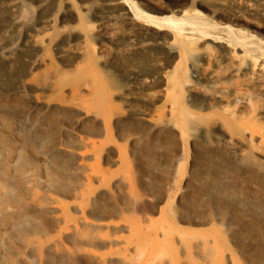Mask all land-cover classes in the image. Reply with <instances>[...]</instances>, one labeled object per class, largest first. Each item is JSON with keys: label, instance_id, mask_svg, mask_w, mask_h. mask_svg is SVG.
<instances>
[{"label": "bare ground", "instance_id": "6f19581e", "mask_svg": "<svg viewBox=\"0 0 264 264\" xmlns=\"http://www.w3.org/2000/svg\"><path fill=\"white\" fill-rule=\"evenodd\" d=\"M56 1L57 5H61L58 9L62 14L61 22L66 15L72 14L76 24L72 27L61 25L51 37H31L29 44L31 49L38 52L52 47L58 58L66 55L69 47H75L74 55L67 64L70 68L60 69L44 56L34 59L37 65L43 66L41 75L49 81L43 86L32 81L22 83L30 92V104L23 114L25 122L15 128L14 138L8 137L11 128L4 119V113L14 106L0 107V264H17L11 260L16 243L24 245L43 264H90L89 260L95 264H230V257L223 251L221 253L217 241L204 235V232L199 231L195 235L189 230H171L165 221L164 225L159 222L154 223L155 226L147 225L144 217L136 214L145 205L146 198L136 192V180L126 150L121 154L117 149V157L111 162L121 169L117 168L119 171L114 176L106 178L102 174H95L87 160L97 156L106 160L107 154H103L112 147L102 144L98 152L80 153L63 145L50 148L45 131L54 121L69 116L79 133L108 138L114 128L131 121L136 130L124 135L126 144L132 146L141 141L143 128L140 127L143 125L149 134L173 132L182 154L179 120L186 124L188 141L193 142L201 135L209 147L223 146L235 152L238 159H252L254 162V155L257 154L264 165V145H259L264 140V126L256 132L251 131L222 106L224 101L221 97L207 95L194 81L180 83L176 78V69L181 61L193 78L204 82H228L248 73L255 75L256 79L264 77L263 66L253 59L242 58L233 48L226 49L221 40L202 36L192 39L182 49L176 36L171 33L175 26L173 14L180 13L186 5L196 14L199 13L198 9L208 12L206 16L218 23L224 20L237 22L239 18L236 15H223L218 5H208L206 0H168L167 4H159L157 0H140L144 10L150 13H170V16L162 18L147 16L154 31L136 25L123 0H104V6L112 12L105 14L112 17L109 31L114 33V24L119 18L129 26L130 32L126 43L113 49L99 46L95 50L93 39L95 35L99 36L101 24L95 27L83 22V15L76 10L72 0ZM1 4L8 11L10 28L24 24L21 0H2ZM83 7L91 12L98 5L89 0ZM46 23L52 28L54 21L47 20ZM106 35L110 41L115 37L111 33ZM14 50L16 48L6 50L0 47V60H8ZM155 50L163 51L169 69L157 76L145 75L142 65ZM218 52L223 56L221 59L230 65L224 72L216 74L208 66L215 64ZM175 59L177 61L172 65ZM111 69L125 76L136 91L143 86L149 87L154 81L158 82L155 87L158 89L159 105L153 108L151 116L138 107L148 103L146 95L129 88L116 92L108 87ZM70 74H84L87 81L73 89L57 85ZM52 79L54 82L50 83ZM18 90L16 88L15 92L19 93ZM183 90L186 97L192 98L190 101L195 108L211 109L219 103L213 114L216 118L214 123L198 120L197 115L178 105L177 92ZM198 93L203 94L200 100L195 99L197 95L194 94ZM67 161H73L75 165L69 167ZM187 161L192 170L190 155ZM206 175L204 177H209ZM190 180L191 171H188L182 179L183 187L179 195H174L173 201L168 204L170 211L172 209L170 215L173 214L180 221L193 220L192 213L198 210L199 215L194 221L202 220L197 223L204 225L211 222L206 214L203 215L209 202L208 195H189ZM66 184L72 187L67 192L68 196L75 199L70 203L58 199ZM78 185L82 187L79 192L75 190ZM226 198H230L232 203L235 197ZM247 204L248 207L252 206V209H246L245 215L250 227L249 240L254 242L259 257L255 261L262 260L264 203ZM112 216L117 220H106ZM215 216L214 219L222 223L225 231L231 230L222 214ZM47 227L58 228L57 235L39 242L38 238L44 235ZM102 232L113 234L105 235ZM114 233L120 235L114 236ZM64 243L69 246H64ZM105 248H109L105 253L91 250Z\"/></svg>", "mask_w": 264, "mask_h": 264}, {"label": "rangeland", "instance_id": "374dc122", "mask_svg": "<svg viewBox=\"0 0 264 264\" xmlns=\"http://www.w3.org/2000/svg\"><path fill=\"white\" fill-rule=\"evenodd\" d=\"M1 1L0 47H4L6 50L16 48V50L9 55L8 60H0V107L14 106L11 111L4 113L5 122L11 128L8 137L14 138L16 134L15 128L25 122L23 114L30 104V92L22 86V83L32 81L34 84L43 86L49 81L41 75L43 66L37 65L34 59L41 56L48 57L52 60L53 65H57L58 68L69 69L68 61L73 57L75 51V47L71 46L67 49L68 53L66 55L58 58L56 51L52 47H45L43 51L39 52L31 49L30 38L34 36L51 37L56 34L61 25L72 27L76 22L72 14L66 15L64 21L61 22L62 14L58 12L61 5L59 3L57 5L56 0H21L24 24L20 27L10 28L8 11L1 4ZM87 1L89 0H72L76 10L83 15V22L94 24L95 27L101 24L99 36L95 35L93 39L94 49L98 50L97 47L99 46L113 49L115 46L127 41V36L130 32L129 26L119 18L114 24V33L110 32V26L112 25L110 19L112 17L111 15L109 17L108 15L105 16V14L112 12L106 9L104 0H91L98 5V8L91 12L86 11L83 7ZM123 1L134 16V23L149 30L155 31L150 25V21L147 20V16L157 18L170 16V13H150L144 10L140 0ZM157 1L159 4L168 3V0ZM262 1L206 0L208 5H218L223 15H236L239 19L237 22L232 23L228 20L218 23L210 19L208 15L206 16L208 12L198 9L199 13L196 14L186 5L181 9L180 13L173 14L175 18L173 24L175 26L171 33L176 36L182 49H185L192 39H199L202 36L211 37L212 39L221 40L226 49L233 48L242 58L253 59L264 68V1ZM47 20L54 21L52 28L47 25ZM6 29H8L7 33L5 32ZM104 30H106V33L115 34L114 39L110 41ZM217 54L215 64H211L212 61L209 63L211 65L208 66L207 64L205 66H208L214 73L219 74L224 72L230 63L221 59L223 57L221 53L218 52ZM176 61L177 59L173 61L172 65ZM181 62H179L180 64L178 63L179 66L176 69V78L180 83L194 81L199 84L207 95L221 97L224 101L221 103L222 106L235 115L236 121L246 125L251 131L256 132L264 126V77L256 79L255 75L248 73L228 82L215 80L204 82L193 78L188 68L186 67V69L185 64ZM142 67L145 75L155 76L169 69L166 65L163 51L159 50H155V53L152 52ZM110 71L111 76L108 87L116 90V92L129 88L133 92L146 95L149 99L148 103L138 105V107L151 116L153 108L159 105L157 98L158 89L155 87L158 82L154 81L149 87L143 86L140 91H136V88L132 87L131 83H128L125 76H120L113 69ZM84 81H87L84 74H70L64 76L57 85L62 84L73 89ZM53 82L54 79L50 83ZM16 88L19 89V93L15 92ZM194 95H197V98H195L197 100L203 97L202 93ZM190 100L192 98L186 97L185 90L177 92L178 105L186 111L197 115L198 120H205L209 124L214 123L216 118L213 114L217 110L219 103L215 104L211 109H204L193 107ZM178 126L182 140V146L180 147L182 148V154L179 152V146L177 147L176 137L173 132L164 131L149 134L143 125L140 127L143 128L142 135H140L141 141L132 146L126 144L123 139L124 135L132 132L136 127L131 121L114 128L109 133L108 138H105L99 135L79 133L73 125L72 118L67 116L51 123L45 131V137L50 148L63 145L78 153L83 151L98 152L102 144H108L110 148L112 147V150L110 149L108 153L105 152L103 154V156L107 154L106 160H101L98 156L87 160L88 165L95 174H102L106 178H111L119 171L117 168H120V166L111 162L117 157V149L121 154L123 150H126L128 163L132 167V175L136 180V192L146 198L145 205L136 214L144 217L147 225L155 226L153 224L157 222L160 225H164L165 221L171 227V230H185V232L189 230L195 235L202 231L205 233L204 235H208L217 241L221 248V253L223 251L230 257V264H264V247L260 249L263 259L255 261L258 254L256 255L254 242L249 240V221L245 218L246 209H252V206L248 207L247 205L249 204L247 203H264V165L260 163L262 158L255 154V162L252 159H238L235 152L223 146L209 147L201 135L197 136L193 142H190L188 141L186 124L184 125L178 120ZM210 133L214 132L210 131ZM259 145H264V140ZM254 148H257V145H254ZM189 155L193 160L192 170L187 161ZM73 165L75 163L70 161L69 167ZM188 171H191V180L188 184L189 195H208L209 202L206 209L204 208L205 213L203 212V215L206 214L211 222H207L204 225L197 223L202 220L194 221L199 215L198 210L193 211V220L184 219L187 222H191L190 224L176 219L173 214L170 215L172 209L170 211L168 204L173 201L174 195H179L183 187L182 179L187 175ZM205 173H212V175H206ZM205 175L209 177L206 178L204 177ZM71 188V184H66L64 192L58 195V199L64 203L74 201L75 199L67 194ZM75 190L79 192L82 187L78 185ZM227 196L235 197L232 198L234 202L231 203L230 198H226ZM217 214H222L224 222L230 224V231H225L222 223L220 224L217 219H214ZM169 216L170 218H168ZM106 220L116 221L117 219L112 216ZM57 229L47 227L44 235L40 236L38 241L43 242L56 236ZM102 233L105 235L113 234L111 232ZM119 233H114V236L120 235ZM163 243H161V246ZM64 246L68 247L69 245L64 243ZM160 249L163 252V248L160 247ZM91 250L97 253H105L109 248L99 251ZM11 260L17 264H43L24 245L18 243L14 246ZM219 260L222 261L220 255ZM89 261L90 264H95L93 260ZM74 264L84 263L77 262Z\"/></svg>", "mask_w": 264, "mask_h": 264}]
</instances>
